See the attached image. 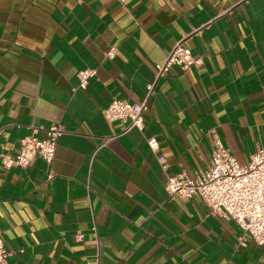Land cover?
Returning <instances> with one entry per match:
<instances>
[{
    "label": "crops",
    "instance_id": "0c3cea01",
    "mask_svg": "<svg viewBox=\"0 0 264 264\" xmlns=\"http://www.w3.org/2000/svg\"><path fill=\"white\" fill-rule=\"evenodd\" d=\"M180 39L199 62L157 79L144 130L123 133L107 106L144 101ZM53 125L51 163L0 160L9 264H264L237 221L167 190L216 139L241 164L264 146V0H0V152Z\"/></svg>",
    "mask_w": 264,
    "mask_h": 264
},
{
    "label": "built area",
    "instance_id": "2783aa9c",
    "mask_svg": "<svg viewBox=\"0 0 264 264\" xmlns=\"http://www.w3.org/2000/svg\"><path fill=\"white\" fill-rule=\"evenodd\" d=\"M114 52L115 48L112 47L109 55ZM198 62L199 58L180 39L156 65V79L148 84L147 98L140 103L114 98L105 110L106 118L109 121L119 120L125 123L123 133L133 128L143 131L148 98L157 79L172 65H179L186 70ZM95 73L94 68L80 70L79 87H86L89 78ZM63 131L61 126L53 125L47 129L45 138L34 135L23 137L18 152H0L2 166L6 169L14 166L25 167L37 157L51 163L55 158L58 137ZM148 143L153 150L158 148L156 137L148 138ZM159 161L164 168L167 167L164 156H159ZM52 176L50 173L49 178ZM167 190L182 198H200L212 212L234 219L251 234L256 243L264 245V146L257 149L248 163L241 164L225 144L216 139L210 166L193 177L184 174L169 175ZM10 254L0 230V264H9Z\"/></svg>",
    "mask_w": 264,
    "mask_h": 264
}]
</instances>
